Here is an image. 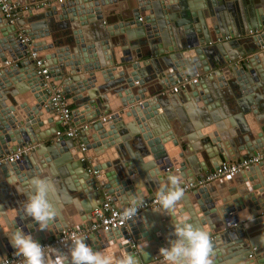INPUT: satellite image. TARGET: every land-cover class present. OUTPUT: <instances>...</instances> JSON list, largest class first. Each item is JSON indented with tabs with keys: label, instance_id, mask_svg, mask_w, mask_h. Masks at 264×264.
I'll return each mask as SVG.
<instances>
[{
	"label": "water",
	"instance_id": "water-1",
	"mask_svg": "<svg viewBox=\"0 0 264 264\" xmlns=\"http://www.w3.org/2000/svg\"><path fill=\"white\" fill-rule=\"evenodd\" d=\"M11 1L28 6L18 17L29 21L26 27L7 25L0 14V159L25 146L31 151L19 162L0 161V178L6 179L0 180L1 219L8 230L3 234L0 229V258L17 256L10 242L17 228L42 244L66 224L73 225L53 219L39 230L31 217H24L36 177L53 175L62 204L75 197L82 201L75 229L89 223L104 193L111 195L115 207H125L133 199H147L150 192L156 196L170 174L181 176L183 184L193 183L208 171L207 165L215 170L226 156L235 161L263 152L264 0H127L123 21L115 19L112 23L118 25L106 29L100 13L106 0L37 8L33 4L38 0ZM17 27L24 29L30 49L40 51L52 85L69 106L74 102V124L90 123L79 133L82 152L71 139H53L60 120L27 57L29 48L16 37ZM196 76L198 83L186 88L196 106L193 113L188 104L193 118L188 117V125L186 116L176 119L164 96L157 94ZM35 77L41 88L33 86ZM220 92L233 106L226 129L214 111ZM114 109L121 110L112 119L97 120ZM239 175L241 180L238 174L223 177L242 183L228 200L212 197L209 183L188 192L184 208L176 207L170 216L161 210L155 227L144 224V218L159 206L119 230L89 234L84 242L93 251L111 253L114 248L117 257L126 250L139 264H162L159 249L175 238L172 223L187 219L209 230L214 264H264V160ZM256 231L259 236L252 237ZM148 243L157 251L145 256L141 249ZM70 245L60 251L67 254Z\"/></svg>",
	"mask_w": 264,
	"mask_h": 264
},
{
	"label": "clouds",
	"instance_id": "clouds-1",
	"mask_svg": "<svg viewBox=\"0 0 264 264\" xmlns=\"http://www.w3.org/2000/svg\"><path fill=\"white\" fill-rule=\"evenodd\" d=\"M179 175H169L166 187L157 192V203L164 214L175 212L178 204L185 197ZM32 194L24 204V217H31L39 225V230H45L50 221L57 215V209L52 202L56 195L54 182L46 177H36L31 181ZM142 201L133 199L122 211V219L135 220ZM0 210V217L4 215ZM161 212V211H156ZM174 239L169 240V247L159 249L162 264H214L213 243L207 228L195 227L189 220H177L172 223ZM87 237L74 236L67 254L49 246V251L34 238L17 228L11 235L10 242L16 250L15 255L24 257L25 264H139L138 258L126 250L120 257L109 252L93 251L84 242ZM145 248V247H144ZM146 256L147 254L143 251Z\"/></svg>",
	"mask_w": 264,
	"mask_h": 264
},
{
	"label": "built area",
	"instance_id": "built-area-1",
	"mask_svg": "<svg viewBox=\"0 0 264 264\" xmlns=\"http://www.w3.org/2000/svg\"><path fill=\"white\" fill-rule=\"evenodd\" d=\"M72 0H38L34 2L33 6L36 8L42 5L55 3V4H64ZM28 6H20L17 3L11 0H0V14L1 17L6 21L7 25H13L16 23L18 18V12L24 11ZM16 37L21 45L27 46V57L32 59L33 67L35 74L42 78V87L47 95V101L52 107L54 113L58 116L60 120V125L62 129H59L54 133V138L65 137L71 140H75L79 137V133L86 129L90 123H84L81 125L70 124L71 121V109L67 103V98L62 95L57 87L52 85L50 78L48 76L47 68L45 67V60L35 49H30V40L24 32V29L21 27L17 30ZM3 65L7 66L8 63L5 62ZM198 76L182 79L177 81L174 85L163 89L158 92V96H166L168 94H176L181 89H186L190 85H194L198 81ZM110 114L99 117L97 120L99 122H104L105 119L110 118ZM80 151H83L81 144L78 145ZM27 148L17 149L14 153L3 156L0 161H4L7 164L19 162L23 155L28 154ZM84 158H80V161H84ZM264 160V150L263 152H256L254 155L243 159L235 160L231 162H222L220 163L215 170L206 172L200 178H197L193 183H184L182 186L185 190V194L197 187H203L209 183H212L216 180H219L223 177H232L241 172L246 171L250 166L256 165L259 162ZM94 176L97 175V171H92ZM156 196L143 199L138 215L149 209H155L160 206L157 203ZM129 205L125 206L128 207ZM125 207H115L112 203V197L109 194L104 193L102 201L99 205L94 208L90 214L89 223L82 227L70 230H62L58 233L57 237L53 238L52 241L42 243L41 245L45 247V251H49V246L54 249L61 250L68 243H70L74 236L88 237L89 234L100 232H109L112 230H119L126 225V220L122 219V211ZM137 215V216H138ZM0 264H25L24 257L17 255H8L6 257L0 258Z\"/></svg>",
	"mask_w": 264,
	"mask_h": 264
},
{
	"label": "crops",
	"instance_id": "crops-1",
	"mask_svg": "<svg viewBox=\"0 0 264 264\" xmlns=\"http://www.w3.org/2000/svg\"><path fill=\"white\" fill-rule=\"evenodd\" d=\"M106 1H108V4H107V2H106V4H102V6L100 7V13H101V15H102V19H103V24L104 25H102V28H107V27H110V26H112V25H118V24H116V23H112L115 19L116 20H122V18H121V12H123L124 11V9L126 8L125 7V5L126 4H128L129 2L127 1V0H106ZM126 2V3H125ZM130 6H131V4H130ZM28 19L27 18H24V19H22L21 20V18H17V21H16V23L18 22L19 24H21L22 26H24V27H26L27 25H28ZM123 21V20H122ZM24 24V25H23ZM121 24V23H120ZM19 28H21V27H17V30L19 29ZM225 39H227V38H225ZM239 48H240V51H242V52H244L245 50V47H241V46H239ZM116 51V53H119V48H116L115 49ZM39 53H40V51H38ZM197 83H198V81H197ZM196 83V84H197ZM216 85V84H215ZM139 88L140 87H137L136 89H135V92H136V90L137 91H139ZM143 89V88H142ZM220 91H225L223 88H222V90H220ZM219 95H220V101L218 100L219 98L216 96V99H217V101H216V103H217V105L218 106H215L214 105V111H216L217 112V116H218V123H219V125L223 128V129H226L227 128V126H228V124H230V120H232V115H233V106L229 103H226V100H224L225 98V96H226V93H222V92H220L219 93ZM80 96H84V93H82V94H80ZM189 98L191 101L189 102V100L188 99H185V98ZM164 98H165V100L167 101V106L169 107V109L172 111V114H173V116L174 117H176V119H177V117L180 115H183V116H186V118H187V120L185 119V124H188L189 125V121H188V117L190 116L189 115V113H188V111H189V108H188V104H191V106L193 107V113L195 112V110H196V106H195V103L193 102V100L191 99V97H190V93H189V89H181V90H179L176 94H168V95H166V96H164ZM174 98V99H173ZM68 99L69 100H72L73 99V97H72V95H69V97H68ZM215 99V100H216ZM228 100H229V98H228ZM140 103V102H139ZM70 109H71V114L73 115V112H75L74 111V109H75V105H74V102L72 103V105L70 106ZM121 110V109H120ZM120 110H116V109H114V110H110V111H108V114H111V112L112 113H119L120 112ZM82 112V111H81ZM235 112V111H234ZM78 113H80V112H78ZM87 113H89V112H87ZM171 113V112H170ZM101 116H105V115H102V113L100 114V116L99 117H101ZM155 117V116H154ZM191 120H192V122H193V118L190 116L189 117ZM108 119H110V118H108ZM108 119H106V121L108 120ZM138 119H139V117H138ZM79 120V119H78ZM78 120H76V121H78ZM196 120H198L199 121V118H198V116H196ZM157 120H154V123H153V125L155 126V127H158V123L156 122ZM129 121L127 120V123H128ZM75 122L72 120V118H71V121H70V124L72 125V126H74L75 124H74ZM77 123V122H76ZM199 123V122H198ZM200 124V123H199ZM256 124H257V121H256ZM258 125V124H257ZM190 126H193V124H190ZM47 127L48 126H45V129H47ZM44 129V128H43ZM59 129H62V127H61V125H59ZM212 129L214 130L215 128H214V125L212 126ZM96 133H93L92 135L90 134L89 136H88V139L90 140V142H92V136L93 135H95ZM80 137H78L77 139H75V140H73V142H74V144H77V145H79V144H81L79 141H78V139H79ZM25 147H28L27 149H28V151H29V147L30 146H25ZM27 151V153H29ZM30 151H31V149H30ZM232 160H230V157H228V156H226V159L224 160V162H231ZM215 162H216V165H218L219 163L216 161V159H215ZM207 170L208 171H211L212 169V166H211V164H209V166L207 165ZM208 171H206V172H208ZM205 172V173H206ZM205 173H203V175L205 174ZM54 174H56V173H54ZM238 179H240L241 180V175H239L238 174ZM51 177H53V175H47V177L46 178H49V179H51ZM238 179H236L235 177H233V178H221V179H219V180H216V181H214V182H212L209 186V192H210V194H211V196L212 197H218V198H220V197H223V198H226L227 200H228V198L230 197V195H231V193H233L234 192V194H232V195H236V191H238L239 190V188L241 187V185H242V183H241V181L239 182V181H237ZM0 180L1 181H3V180H6L5 179V177H1L0 178ZM238 182V183H237ZM14 185H16V184H14ZM151 194H149L148 196H147V198H150V197H152L153 196V194H154V192H150ZM186 196H188L189 197V193H186L185 194ZM191 196V195H190ZM74 197V196H73ZM53 204L55 205V207H56V209H57V215H56V217L54 218V219H56L57 220V222H64V223H67L65 220H67L68 222H70L71 224H73L72 226H70V225H68V224H66V229L65 230H70V229H74V217L77 215V212H78V209L81 207L80 205H81V202L82 201H80V199L79 198H77V197H75V198H70V200L68 199V201H67V203L66 204H62V202L59 200V198L55 195L54 197H53ZM58 202V203H57ZM186 202L188 203V206H190L191 205V200L190 199H186ZM178 208L180 207V208H184V204H183V202L181 201L179 204H178V206H177ZM159 208H160V206H159ZM159 208L158 209H155L154 211H158L159 210ZM151 211V210H150ZM149 211V213H150V215L148 216V218L147 217H145L144 218V224H146L148 227H150V226H152V224H154L153 226L155 227V226H157L158 225V223H159V218H160V216H161V213H157V212H155V213H152V212H154V211H151L150 212ZM159 211H161V209L159 210ZM144 212V211H143ZM147 216V215H146ZM219 216H217V218H218ZM220 218V217H219ZM65 219V220H64ZM218 220H220V219H218ZM160 223H161V221H160ZM164 224H166L167 222H163ZM68 227H72V228H68ZM151 228V227H150ZM0 229H1V232L4 234L5 232H7L8 230H7V228H6V225L4 224V222L2 221V219H1V217H0ZM76 229V228H75ZM259 234H260V232L259 231H256L255 233H253L252 234V237H255V236H259ZM262 241H264V239L262 238ZM152 244V243H151ZM217 245H218V243H217ZM165 246V245H164ZM219 247L220 246H218L217 247V249H219ZM143 251L145 252V253H149L150 255H152L153 253H155L154 251H157V250H155V248H153V247H151L150 246V244L148 243V244H146V247L143 249ZM9 254H6L4 257H6V256H8Z\"/></svg>",
	"mask_w": 264,
	"mask_h": 264
},
{
	"label": "bare ground",
	"instance_id": "bare-ground-1",
	"mask_svg": "<svg viewBox=\"0 0 264 264\" xmlns=\"http://www.w3.org/2000/svg\"><path fill=\"white\" fill-rule=\"evenodd\" d=\"M51 50L52 51H54V49H53V47L51 48ZM40 54V53H39ZM37 84V86L39 87V88H41L40 86H39V81H38V79H36V77H35V79H34V85L33 86H35ZM95 87V86H94ZM136 104L135 105H139L140 103L139 102H135ZM115 113H112L111 112V116H110V119H112L113 118V115H114ZM119 114V113H118ZM101 118V117H100ZM106 121V119L104 120V122ZM53 139L54 140H57L56 138H54V135H53ZM80 150V149H79ZM114 249V248H113ZM113 249H111V253L112 254H114V255H116L117 254V252L118 251H115V250H113ZM101 252H107V251H105V250H101Z\"/></svg>",
	"mask_w": 264,
	"mask_h": 264
}]
</instances>
